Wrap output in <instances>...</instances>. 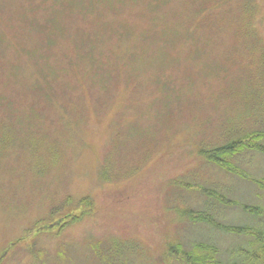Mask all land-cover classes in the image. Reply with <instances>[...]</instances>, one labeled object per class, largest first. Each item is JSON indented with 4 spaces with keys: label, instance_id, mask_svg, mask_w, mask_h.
Returning a JSON list of instances; mask_svg holds the SVG:
<instances>
[{
    "label": "rangeland",
    "instance_id": "1",
    "mask_svg": "<svg viewBox=\"0 0 264 264\" xmlns=\"http://www.w3.org/2000/svg\"><path fill=\"white\" fill-rule=\"evenodd\" d=\"M255 133L264 0H0V264H243Z\"/></svg>",
    "mask_w": 264,
    "mask_h": 264
},
{
    "label": "trees",
    "instance_id": "2",
    "mask_svg": "<svg viewBox=\"0 0 264 264\" xmlns=\"http://www.w3.org/2000/svg\"><path fill=\"white\" fill-rule=\"evenodd\" d=\"M254 138H262L264 137V134L262 133H255L252 134ZM247 144H244L243 141H240L239 143H234L222 148H218L214 151L205 152L203 151L204 157L206 156L209 160L214 161L215 163H222L226 160V157L233 156L234 154H237L243 150ZM257 150H263L264 148L259 146H254ZM246 209H249L253 211V209L246 207ZM192 218V217H191ZM205 221L208 224H211L213 228H216L217 230H222L224 232L234 234L237 236H249L250 242V250L246 252L241 253V257L243 256V253H246L244 255L245 264H264V232L261 230L254 229L252 227H241V226H228V225H220L215 224L213 222H210L208 219ZM199 250H201V254H198L197 257H193L192 254L183 252V259L188 264H218V260L215 259V256L217 254L216 248L213 246H210L206 243H201L199 246H197ZM213 252L210 254V252ZM243 258V257H242ZM243 263V264H244Z\"/></svg>",
    "mask_w": 264,
    "mask_h": 264
}]
</instances>
